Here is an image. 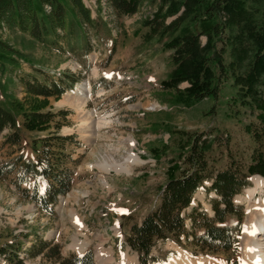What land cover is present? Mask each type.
Listing matches in <instances>:
<instances>
[{
  "label": "rangeland",
  "instance_id": "374dc122",
  "mask_svg": "<svg viewBox=\"0 0 264 264\" xmlns=\"http://www.w3.org/2000/svg\"><path fill=\"white\" fill-rule=\"evenodd\" d=\"M95 3L96 0L86 2V7L94 10V20L102 23L96 30L87 29L93 46L88 55L93 66L90 72L66 51L59 53L45 48L29 35L6 25L0 28V42L15 51V62L0 63V102L13 96L24 101L26 96L15 73H34L36 68L53 76L64 71L84 76L75 90L61 101L51 100L47 108L71 112V124L62 129V134H76L81 143L75 154L80 159L75 185L68 195L60 198L56 214L51 217L40 213L33 203L24 201L13 186L0 181V245L22 233L30 235L24 244L27 248L39 236L60 245L62 256L67 257L77 254L69 248H76L88 237L90 243L83 252L90 250L97 264H120L125 259L122 264H140L138 255L126 244V235L133 223H140L158 207L159 190L167 181V171L187 152L190 136L211 132L223 137L222 143L227 142L216 144L208 154L214 173L226 169L231 160L250 163L257 144L248 127L257 122V112L252 114L242 105L235 79L246 74L254 50L252 45H246L249 55L238 63L236 50L219 43L218 47H226L224 60L228 72L220 78V94L216 99L190 103L160 87L173 69L166 43L183 29L173 37L150 34L148 23L160 12V0H139L138 12L122 18L115 15L107 0ZM248 3L256 13L264 10V0ZM175 18L168 17L165 24ZM224 40L229 42L227 38ZM201 41L205 44L206 37ZM118 75H124L125 79L120 80ZM262 80L264 89V75ZM186 87L188 84L184 83L180 89ZM99 123L103 126L98 128ZM130 140L134 141L135 156L142 161L132 166L130 175L98 168L104 162H123L130 152ZM4 155L5 150H0V161ZM253 179L254 176L250 189L254 186ZM246 191L235 199L245 209L244 232L254 217L261 216L260 210L250 216L247 210L259 208L264 202V189L251 200ZM211 197L214 194L207 195L200 190L192 207L201 204L211 213ZM234 223L232 220L231 224ZM244 232L239 240L240 264H253V255L248 256L245 247L247 243L253 244L251 238L255 237L247 238ZM75 239L76 243L72 244ZM192 252L170 241L158 243L151 255L158 258L157 264H175L183 257L193 264L227 263L221 255H193ZM49 263L43 258L27 261V264ZM0 264H3L1 260Z\"/></svg>",
  "mask_w": 264,
  "mask_h": 264
},
{
  "label": "trees",
  "instance_id": "16d2710c",
  "mask_svg": "<svg viewBox=\"0 0 264 264\" xmlns=\"http://www.w3.org/2000/svg\"><path fill=\"white\" fill-rule=\"evenodd\" d=\"M160 2V12L148 23L150 34L173 37L183 28L166 43L173 69L160 85L162 90L174 92L180 100L197 104L219 96L220 78L228 74L224 60L226 47H218L219 43L236 50L238 63L249 55L246 45L253 46L246 74L238 75L235 84L242 105L252 114L257 112V122L248 127L257 147L250 163L231 160L226 169L214 173L208 154L216 144L227 142L222 143L223 137L211 132L190 136L187 152L167 171V181L159 190L158 207L140 223L130 226L126 243L138 254L140 264H156L158 258L151 255L153 248L169 241L192 249L193 255H221L228 264H240L239 240L245 210L234 199L252 186V176L264 179V89L261 88L264 10L256 13L248 5L249 0ZM107 3L119 18L133 16L139 9V0H107ZM168 17L176 18L166 25ZM5 25L29 35L45 48L70 53L90 72L92 64L88 55L93 46L87 29L96 30L102 23L92 18L83 0H0V28ZM202 37L207 39L205 44ZM0 49H3L1 64L6 60L15 62V51L3 42ZM33 71L15 73L26 96L24 101L13 96L0 102V150H5L0 161V181L13 186L16 193L24 201L33 203L40 213L53 217L60 198L68 195L75 185V170L80 164L75 154L81 143L76 134H62V129L71 124V112L47 108L51 100L61 101L84 76L70 71L57 76L43 69ZM184 83L188 87L180 89ZM29 133L34 135L29 137ZM207 182L209 186L205 185ZM201 189L207 195H215L209 199L212 216L201 204L192 207ZM29 236L14 235L0 245V256L6 263L27 264L28 260L43 258L49 264H97L90 250L82 255L63 257L60 245L39 236L26 248L24 244Z\"/></svg>",
  "mask_w": 264,
  "mask_h": 264
},
{
  "label": "bare ground",
  "instance_id": "6f19581e",
  "mask_svg": "<svg viewBox=\"0 0 264 264\" xmlns=\"http://www.w3.org/2000/svg\"><path fill=\"white\" fill-rule=\"evenodd\" d=\"M78 93V92H77ZM81 94V92H80ZM66 96V95H65ZM64 96V97H65ZM99 126H103L102 123L98 124ZM130 152L127 157H125L123 162H116L113 161L111 163L104 162L102 164L98 165V168H101L102 170L105 169V171H116L117 173H124L127 175L131 174V168L133 165L140 163L142 164V161L135 156L133 148L134 147V141L130 140L129 142ZM102 165V166H101ZM254 186L253 188L246 189L245 191L247 192V195H249V199L254 198L255 195L260 192L261 190L264 189V179L261 177H255L253 179ZM240 196V195H239ZM237 199V197L235 198ZM260 210L261 214L260 218L257 219L256 217L253 218V222L250 223V226L248 227L247 231L244 232L248 237H255L251 238L253 241V244H246L245 251L248 256L253 255V264H264V239H262V235H264V202L263 205L260 206L259 208H255L254 210L251 211V209L247 210V214L253 215L256 214ZM255 216V215H254ZM259 222V223H257ZM245 231V230H244ZM260 234V236L257 237V235ZM76 247V246H75ZM176 258V257H174ZM172 262V261H171ZM127 264V263H125ZM175 264H193L192 260L187 259L186 257L181 258V260L177 261Z\"/></svg>",
  "mask_w": 264,
  "mask_h": 264
},
{
  "label": "crops",
  "instance_id": "0c3cea01",
  "mask_svg": "<svg viewBox=\"0 0 264 264\" xmlns=\"http://www.w3.org/2000/svg\"><path fill=\"white\" fill-rule=\"evenodd\" d=\"M85 242H87V244H85ZM76 243V239L74 240V242L72 243V244H75ZM90 242H89V239H88V237H85V239L82 241V243L81 244H78V245H76V248H69V249H73V250H75L77 253H81V252H83L85 249H86V247L88 246V244H89ZM71 244V245H72ZM78 246H80V247H78ZM82 246H84V247H82ZM181 255V254H180ZM179 255V256H180ZM126 260V259H125ZM125 260H123V262L125 261ZM122 262V263H123ZM122 263H120V264H122ZM227 264V263H225L224 261H220V262H213L212 264Z\"/></svg>",
  "mask_w": 264,
  "mask_h": 264
}]
</instances>
